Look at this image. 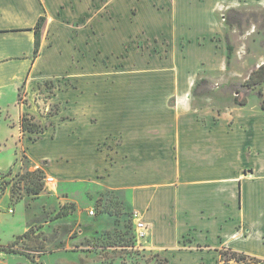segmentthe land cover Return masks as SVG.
<instances>
[{"label": "rangeland", "instance_id": "obj_1", "mask_svg": "<svg viewBox=\"0 0 264 264\" xmlns=\"http://www.w3.org/2000/svg\"><path fill=\"white\" fill-rule=\"evenodd\" d=\"M58 12L41 28L54 55L40 79L0 105L1 211L31 228L14 247L33 256L0 251V264L264 260V82L243 85L264 63V0H70ZM23 112L46 127L36 142ZM186 112L227 141L180 152Z\"/></svg>", "mask_w": 264, "mask_h": 264}, {"label": "crops", "instance_id": "obj_2", "mask_svg": "<svg viewBox=\"0 0 264 264\" xmlns=\"http://www.w3.org/2000/svg\"><path fill=\"white\" fill-rule=\"evenodd\" d=\"M68 2L70 0H0V105L6 100L5 96L8 92L19 97L20 88L23 85L29 89L35 80L40 79L41 68L48 63H45L47 55H54V47L49 46L47 39L41 35L40 49L38 53H35V26L41 15H46V21H48L51 16L57 15L59 9ZM221 63L225 65L224 57ZM51 70L48 68V71ZM156 117V114L148 115L151 119ZM186 117L188 121L181 119L173 126V133L179 141L180 152L183 151L184 141L187 144L194 141H205L210 145L212 142H218L217 135H224L227 141L225 130L219 131L218 127H215V130L208 131L200 123L194 122L192 113L186 112ZM151 119H148L146 123L152 124ZM208 148L210 149L209 146ZM148 149L149 147L145 148L146 154H148ZM190 168L191 166L188 170ZM8 194L10 198L11 194ZM3 196L0 197V245L13 242L28 229V224L23 228H18L16 223L4 220L1 211ZM10 209V213L15 212L14 210L11 212ZM6 236L8 238L4 239Z\"/></svg>", "mask_w": 264, "mask_h": 264}, {"label": "trees", "instance_id": "obj_3", "mask_svg": "<svg viewBox=\"0 0 264 264\" xmlns=\"http://www.w3.org/2000/svg\"><path fill=\"white\" fill-rule=\"evenodd\" d=\"M45 21H46V15H41L36 26H35V34H36L35 53H38L39 49H40L41 28L44 25ZM229 24H231V22H229ZM226 48H227L226 64L229 66L231 59H232V56H233L234 46L230 42L228 35H226ZM263 82H264V63L260 64L255 70H253L251 72V74L245 80L243 85L248 86L250 88H252V87L254 88ZM235 93H236V96L234 98V101L236 104L244 105L248 102L246 97H243L242 99L239 98V95L241 93L240 89H236ZM259 93L261 94V90L259 91ZM262 107L264 109V100L262 102ZM59 112H60V110H59V108H57L53 112H51L50 115L54 116V115L58 114ZM45 128L46 127L39 120L36 119L35 115L30 114L28 112H23L20 115V129L23 133H26V132L30 133V138L33 140V142H36L41 138V136L45 132ZM42 188H43L42 184H39L38 186H36V188H35L36 193H38ZM30 233H31V228L28 229L23 234L19 235L13 242H11V244L0 245V251H4L6 253H22V254H25L31 260H33V256L31 254L26 253V252L14 247L23 236H28V235H30ZM226 255H227V253L224 256V252H223V256L225 257V258L223 257L224 264H231L230 263L231 260H235L237 262H243L245 264L260 263V262L264 261L263 259H261L259 257L251 256L248 253L239 252V251H235V250L231 251L229 253V256H226ZM164 260L167 261V258H164Z\"/></svg>", "mask_w": 264, "mask_h": 264}, {"label": "built area", "instance_id": "obj_4", "mask_svg": "<svg viewBox=\"0 0 264 264\" xmlns=\"http://www.w3.org/2000/svg\"><path fill=\"white\" fill-rule=\"evenodd\" d=\"M4 181H5V179L0 175V197L3 196L5 194V191L7 190L5 188ZM46 181H47V183H50L52 181H55V179L52 176H48L46 178ZM10 211L12 212L13 209H10ZM135 220H136V222H135L136 228L138 229V231H140L141 233H143L144 230L147 228L145 222H143L141 220V218L138 216V214H136Z\"/></svg>", "mask_w": 264, "mask_h": 264}]
</instances>
